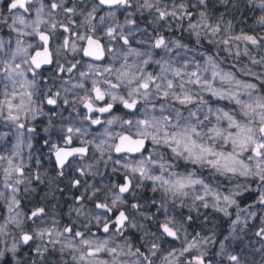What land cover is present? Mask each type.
<instances>
[{
    "label": "snow or ice",
    "instance_id": "obj_1",
    "mask_svg": "<svg viewBox=\"0 0 264 264\" xmlns=\"http://www.w3.org/2000/svg\"><path fill=\"white\" fill-rule=\"evenodd\" d=\"M244 8L248 30L237 0H0V264H264Z\"/></svg>",
    "mask_w": 264,
    "mask_h": 264
},
{
    "label": "trees",
    "instance_id": "obj_2",
    "mask_svg": "<svg viewBox=\"0 0 264 264\" xmlns=\"http://www.w3.org/2000/svg\"><path fill=\"white\" fill-rule=\"evenodd\" d=\"M237 3L239 4V11L233 9L232 12L227 16V18L233 21V24L237 30H239L240 28L248 30L250 26L252 25L253 13L251 11H247L244 8V0H237ZM45 191L47 190L43 188V194ZM212 221L214 220H211V218H209V223L206 226L203 225V227L205 228V231L206 229L208 230L211 227ZM214 223L216 222L214 221ZM201 226L202 225H200L199 223L193 225V227L197 228V230H199Z\"/></svg>",
    "mask_w": 264,
    "mask_h": 264
},
{
    "label": "flooded vegetation",
    "instance_id": "obj_3",
    "mask_svg": "<svg viewBox=\"0 0 264 264\" xmlns=\"http://www.w3.org/2000/svg\"><path fill=\"white\" fill-rule=\"evenodd\" d=\"M46 166L50 167V169H51V166L48 165L47 162H46ZM50 175H54V173H52L51 170H50ZM64 186H65L64 184H61V187H64ZM43 188H44V186H41V191L39 192V194L37 196V199H39V196L43 195ZM72 191L74 192L75 190H72ZM56 195H57L58 200L60 201L61 207L63 208V210H66L67 209V205L64 203V201L65 200H69V202H70L69 198L71 196V192L66 190L63 195H61L60 193H57ZM52 203H55V201H52Z\"/></svg>",
    "mask_w": 264,
    "mask_h": 264
},
{
    "label": "rangeland",
    "instance_id": "obj_4",
    "mask_svg": "<svg viewBox=\"0 0 264 264\" xmlns=\"http://www.w3.org/2000/svg\"><path fill=\"white\" fill-rule=\"evenodd\" d=\"M245 59V62H247V58H244ZM67 210V209H66ZM65 210V211H66ZM230 211H233V209H230ZM201 212L202 213H207V214H209V218H211V220H214L215 222H216V220L219 218V216H220V214H217V213H214L213 211H212V209H207V210H205V209H201ZM195 215V214H194ZM214 221H212V224L214 223ZM200 224L201 225V223H200V221H197V223L196 224ZM204 226H206V225H204ZM206 231H207V229H206Z\"/></svg>",
    "mask_w": 264,
    "mask_h": 264
},
{
    "label": "bare ground",
    "instance_id": "obj_5",
    "mask_svg": "<svg viewBox=\"0 0 264 264\" xmlns=\"http://www.w3.org/2000/svg\"><path fill=\"white\" fill-rule=\"evenodd\" d=\"M65 211V210H64Z\"/></svg>",
    "mask_w": 264,
    "mask_h": 264
}]
</instances>
